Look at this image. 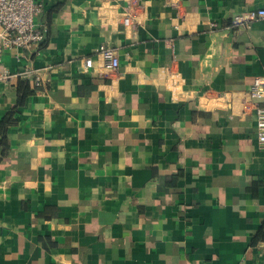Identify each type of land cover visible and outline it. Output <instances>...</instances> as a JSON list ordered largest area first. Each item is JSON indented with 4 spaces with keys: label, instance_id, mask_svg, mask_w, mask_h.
Masks as SVG:
<instances>
[{
    "label": "crops",
    "instance_id": "1",
    "mask_svg": "<svg viewBox=\"0 0 264 264\" xmlns=\"http://www.w3.org/2000/svg\"><path fill=\"white\" fill-rule=\"evenodd\" d=\"M37 1L46 43L3 55L46 85H0V264H264V18L236 23L264 0Z\"/></svg>",
    "mask_w": 264,
    "mask_h": 264
},
{
    "label": "built area",
    "instance_id": "2",
    "mask_svg": "<svg viewBox=\"0 0 264 264\" xmlns=\"http://www.w3.org/2000/svg\"><path fill=\"white\" fill-rule=\"evenodd\" d=\"M43 3L37 0H0V85L9 86L17 79L31 78L34 86L45 87V74L41 70L26 67L21 71H11L3 65V55L14 49L30 50L39 47L46 37V30L37 23V16L43 12ZM264 18V9L253 10L236 18V23H245L256 18ZM123 24L135 27L136 14L128 7L122 13ZM100 64L106 72H115L120 68L117 49L102 44L97 50ZM92 57L85 59L86 68H92ZM264 99V76L256 77L248 100L253 104L257 117V136L264 149V106L259 101Z\"/></svg>",
    "mask_w": 264,
    "mask_h": 264
},
{
    "label": "trees",
    "instance_id": "3",
    "mask_svg": "<svg viewBox=\"0 0 264 264\" xmlns=\"http://www.w3.org/2000/svg\"><path fill=\"white\" fill-rule=\"evenodd\" d=\"M47 34H48V31L46 30V37L42 41L40 46H43L46 43ZM40 89H42V87L34 86L31 78L20 79L19 84H18L19 102H22L26 98V96L33 94L37 92V90H40ZM12 114L13 112H10L0 122L1 130L3 131V133L6 132L5 126H6V123L12 118ZM259 242H264V221L253 239L254 244H257Z\"/></svg>",
    "mask_w": 264,
    "mask_h": 264
}]
</instances>
